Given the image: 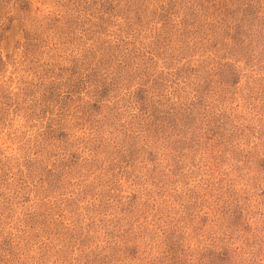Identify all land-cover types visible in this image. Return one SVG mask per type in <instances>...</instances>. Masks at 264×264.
Returning a JSON list of instances; mask_svg holds the SVG:
<instances>
[{
	"label": "rangeland",
	"instance_id": "374dc122",
	"mask_svg": "<svg viewBox=\"0 0 264 264\" xmlns=\"http://www.w3.org/2000/svg\"><path fill=\"white\" fill-rule=\"evenodd\" d=\"M0 264H264V0H0Z\"/></svg>",
	"mask_w": 264,
	"mask_h": 264
}]
</instances>
